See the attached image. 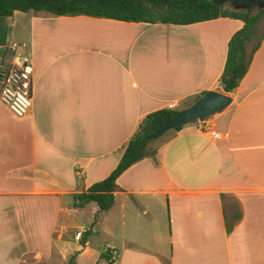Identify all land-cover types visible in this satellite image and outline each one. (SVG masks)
I'll return each mask as SVG.
<instances>
[{"label":"crops","instance_id":"1","mask_svg":"<svg viewBox=\"0 0 264 264\" xmlns=\"http://www.w3.org/2000/svg\"><path fill=\"white\" fill-rule=\"evenodd\" d=\"M241 27L227 17L175 25L0 16V69L22 59L32 82L24 116L0 102V264H16L25 253L14 249L48 216L70 220L60 233L85 227L89 236L97 224L117 233L111 264H264V38L236 87L218 84ZM207 90L230 103L166 131L152 156L116 177L107 211L72 208V195L115 167L143 116ZM85 214V226L72 225ZM74 242L76 255L91 244Z\"/></svg>","mask_w":264,"mask_h":264},{"label":"trees","instance_id":"2","mask_svg":"<svg viewBox=\"0 0 264 264\" xmlns=\"http://www.w3.org/2000/svg\"><path fill=\"white\" fill-rule=\"evenodd\" d=\"M215 1L0 0V16H10L14 11L44 12L54 16L82 15L123 22L175 25H186L218 17L237 19L242 23V27L234 32L227 41L225 60L218 78V84L222 91L229 93L245 74L252 53L264 38V29L257 34L261 22H264V7L252 14L246 13L245 10L225 9L223 3L217 4ZM198 97L195 96L191 102ZM177 111L171 108H161L143 116L127 139L115 167L102 180L92 183L83 192L72 195V208H82L89 203H93L98 212L107 211L113 203L112 192L115 189L116 177L131 164L153 155L154 151L149 150L148 145L150 143L147 141L143 147H141V143L149 133L169 120ZM180 128L181 126H177L172 130ZM225 231H230V225L226 222ZM88 234V230L83 231L82 238L78 240L80 245L84 243ZM73 258L74 254L68 258L66 264H75ZM99 258L103 259L106 264H111L110 249L106 248L101 252Z\"/></svg>","mask_w":264,"mask_h":264},{"label":"rangeland","instance_id":"3","mask_svg":"<svg viewBox=\"0 0 264 264\" xmlns=\"http://www.w3.org/2000/svg\"><path fill=\"white\" fill-rule=\"evenodd\" d=\"M223 7L225 9H232L231 4L227 1L223 2ZM237 10L244 9L239 8ZM257 10V8H253L250 13L253 14ZM263 29L264 22L262 21L258 28L257 34L262 32ZM187 105L188 102H182L172 109L179 110ZM159 138L148 141L150 143L148 145L149 150L155 147L154 142H156ZM88 219L89 216L85 214L78 220L79 222L73 223L72 225H77L78 223V225L85 226ZM45 220L46 223L41 225V227L39 226V231L26 234L27 237L24 240V244L20 248V250H17L16 248L14 249L15 255L20 252L25 253L16 264H66L68 258L73 254V262L75 264H106L103 259L99 258V254L106 248H110V246L118 249L119 240L117 238V233L109 232L104 235L102 233L101 226L97 224L95 226V230H93L94 232L92 233V235L90 233V235L87 236L88 241L91 243L90 246H88L87 250L79 252L76 255V242H74V240L78 241L80 238H82L83 231L86 230V228L84 227L82 230L69 228L63 231V233H60L59 223L65 221V218H57L56 220H54L52 216H48L45 218ZM77 231L80 232V236L78 237V239L75 238V232ZM34 251H36L41 256L37 254H31Z\"/></svg>","mask_w":264,"mask_h":264},{"label":"water","instance_id":"4","mask_svg":"<svg viewBox=\"0 0 264 264\" xmlns=\"http://www.w3.org/2000/svg\"><path fill=\"white\" fill-rule=\"evenodd\" d=\"M229 2L233 9L243 8L246 13H250L253 8L264 7V0H216L217 4ZM4 69H0L2 72ZM231 101V98L214 90H207L189 105L179 109L177 113L161 126L149 133L141 143V147L149 140L159 138L166 131L195 121H202L206 117L220 112Z\"/></svg>","mask_w":264,"mask_h":264},{"label":"built area","instance_id":"5","mask_svg":"<svg viewBox=\"0 0 264 264\" xmlns=\"http://www.w3.org/2000/svg\"><path fill=\"white\" fill-rule=\"evenodd\" d=\"M15 44H11L13 48ZM0 102L14 116H24L30 106L32 99V82L30 76V67L24 60L19 59L17 65L9 66L0 72ZM212 138H217V134L210 133ZM80 232H75V238L78 239Z\"/></svg>","mask_w":264,"mask_h":264}]
</instances>
